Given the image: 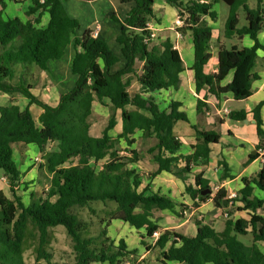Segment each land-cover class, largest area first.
<instances>
[{"label": "trees", "instance_id": "1", "mask_svg": "<svg viewBox=\"0 0 264 264\" xmlns=\"http://www.w3.org/2000/svg\"><path fill=\"white\" fill-rule=\"evenodd\" d=\"M119 1L131 3V7L124 15L113 12L109 16L119 25L115 40L124 60L123 66L113 71L112 67L120 58L103 39L92 37L93 29L85 30L80 39L75 38L79 21L66 12L62 0H32L29 14L37 10L38 14L24 25L18 17L5 14L7 0H0V92L27 99V106L22 109L17 104L0 105V170L12 194L8 197L0 191V264H26L27 249H32L34 254L32 264H40V261L57 264L49 248V237L50 229L58 226L64 228L71 241L72 261L62 264H124L126 261L143 264L147 258L137 260L136 250L128 249L124 239L114 240L108 236L109 222L121 220L137 229L144 228L140 243L149 251L153 232L159 228L152 219L154 209L181 216L186 208L143 185L142 175L132 167L140 160L139 151H124L119 147L120 142L132 146L137 131L143 138L155 139L149 149L157 164L153 176L167 171L186 182L194 166L209 161V143L215 140L217 132L192 125L195 142L190 145L191 152L179 154L182 143L174 135L173 125L179 119L187 120L178 110L180 102L171 100L166 108H159L155 97L149 94L177 89L180 72L185 68L170 39L153 43L149 23L159 21L153 9L154 0ZM164 1L176 9L177 15L184 17V25L178 31L192 38L194 60L190 69L194 90L197 94L204 91L203 99L197 98V112L207 108L204 99H218L226 92L237 100L250 96L252 83L259 78L254 71L257 53L264 50L258 39L263 30V0H257L255 7H250L247 0ZM218 2L228 6L221 37L248 36L253 44L227 47L216 39L217 70L207 72L213 31L208 20L217 21L218 12L213 5ZM239 10L244 12L245 20L240 26ZM45 13L48 14L46 25L37 28L35 23ZM70 43L74 44L75 53L69 66L76 79L72 88L61 92L58 102L52 106L32 92L34 83L30 69L34 66L47 70L48 62L60 59ZM136 61L142 62L140 73L136 71ZM230 71H233L231 81L222 85ZM127 75L130 77L125 78ZM131 76L139 83L140 92H129ZM95 101L101 105L111 104L119 111L121 129L116 135L111 134L117 124L115 115L108 118L99 135L91 134L87 117ZM261 104L253 109L259 136L264 135L259 116ZM30 105L41 109L38 117L33 116ZM245 116L243 110L231 111L228 115L233 121L243 120ZM19 142L39 150V165L48 176L40 195L31 192L27 201L18 196L15 189L23 173L15 165L12 144ZM50 144H55L54 148L50 149ZM257 156L258 152L249 155L248 160ZM219 165L223 178L229 176L227 164L220 161ZM192 175L193 182L185 183V192L196 207L211 197L212 189L201 173ZM242 181L237 197L227 198L223 189L212 197L214 205L225 209L227 214L222 230L198 220L193 235L164 229L153 244L158 247L154 260L173 264H264V252L257 245L258 241H264V218L255 213L264 207V199L252 195L251 185L264 192V161L254 177ZM206 189L210 192L202 194ZM233 201H240L241 205L229 208ZM97 204L101 207H96ZM81 208H87L91 214L82 216L78 211ZM246 209L252 211L248 220L230 218L235 210ZM256 225H260L258 229ZM94 226L99 227L97 231H93ZM248 234L251 243L245 245L238 235Z\"/></svg>", "mask_w": 264, "mask_h": 264}, {"label": "crops", "instance_id": "2", "mask_svg": "<svg viewBox=\"0 0 264 264\" xmlns=\"http://www.w3.org/2000/svg\"><path fill=\"white\" fill-rule=\"evenodd\" d=\"M65 1L66 0H62L63 6ZM95 1L100 2L98 6L101 9L100 13L105 14L106 11H109V13L105 15L104 19L97 20L98 18L96 10V12L93 14L94 22L92 24L95 26L92 28L91 25V27H88L85 30L93 29V31H96V37L103 39L109 46V48L113 51V53L120 58V60L112 67V70L115 71L123 66L124 60L121 58L120 46L115 40L116 36L119 34V25L112 21L109 16L113 12L119 15H124L131 7V3H120L119 0ZM157 1L159 2V5L155 8L154 0L153 9L159 21H152L151 23H149V28L154 34L153 43H158L166 39H170L173 44L176 43L175 48L177 49L185 68L180 72V81L177 89L158 90L155 92H150L149 94L155 97V101L157 102L159 108H166L171 100L180 102L178 110L185 114L187 120L185 121L179 119L175 121L173 125V133L180 139L182 143L178 151L179 154L186 155L191 152L190 145L195 142V132L191 127L192 125H197L200 128L204 129H213L217 132V136L214 141L209 143L210 154L208 163L205 165L194 166L192 168L191 175L189 174L187 176L186 182L183 179L175 176L171 172L167 171H161L154 176L152 175V173L157 169V164L153 162L152 154L149 153V149L154 144L147 147L145 154L140 152L137 148V142L139 138H143L140 131H137L133 135L136 141L132 146H127L124 141H121L120 145L123 147L121 149H124V151H126L127 149H137L139 151L140 160L132 164V167L137 169L139 174L142 175L143 185H148L153 192H158L161 195L168 196L177 204L182 203L185 205L184 207L186 209L183 210L181 216H176L168 210L154 209L152 219L159 225V232L163 231L164 229H174L184 235H193L196 232V220L201 221L204 224H209L216 230L220 231L224 228V222L227 216L224 215L226 213L224 212L225 209L222 210L214 205V202L212 200L213 195L219 189H223L226 193L227 198H229L233 193L237 197L239 190L243 187L242 179L254 177L259 172L264 161V135L259 136L257 134L256 122L253 117V109L257 104L262 103L259 109V116L262 120V129L264 130V50H259L257 53L254 71L259 75V78L254 80V82L252 83V93L250 96L245 99L237 100L233 98L230 92H226L220 95L218 99H204L207 104V108L204 109L203 112H197L196 101L197 98L203 99L202 97L204 95V91H200L197 94L194 90L193 72L190 69L194 60L192 38L188 33L181 34L180 37H177L176 32L172 27L173 21H166V15L164 13L165 11L168 12L169 10L171 15L176 16V9L167 4L164 0ZM31 6L32 0H25L21 3H14L7 0L4 12L7 16L18 17L24 25L28 22V20H32L38 14V10L34 12V14H29V8ZM160 11H163V14L158 13ZM47 21L48 14L45 13L41 16L40 21L38 23H35V26L37 28L44 27ZM208 22L213 27V31L212 39L210 42L211 57L206 64L205 70L207 72H215L217 70L218 62V49L215 41L219 38L221 43H224L226 45V42L225 39L220 35L221 27L220 23H218V20L215 22L208 20ZM85 30H82L79 34L75 32V38L80 39ZM236 39L237 42L232 44H238L242 46H251L253 44V41L248 36H243L241 39H238L236 37ZM258 39L259 42L264 46V28L261 32H259ZM66 50L68 52L67 62L70 63L75 53L74 44L70 43L69 45H67L64 54L66 53ZM62 57L55 61L57 63L61 62ZM50 63L51 61L48 62L47 70H42L43 76L45 77H40V80L48 82V86L46 87L47 89H49L51 86H54L56 87V89L60 90V92L58 91V94L56 96H50L42 91L39 92L40 94H37L33 92L34 88H32V92L45 103L54 106L58 102L59 94L61 92L67 91L72 82L75 81L76 77H73L71 79V77L67 73V65L62 67L54 66L49 70ZM141 66L142 62L136 61L135 68L137 73L141 72ZM61 70H63L64 73L63 77L60 73ZM47 74L52 75V81H49L50 79L48 80ZM232 76L233 71H230L221 84L225 85L230 82ZM128 77L130 76H125V78ZM64 78H68V81L65 82ZM55 80L57 84L53 82ZM32 83H34L33 79ZM67 84V88H64V86H66ZM35 85L37 89L41 87L38 83H35ZM128 90L129 92H140L141 90V87L134 76H131ZM228 103H230L229 106H227ZM8 104H17L22 109L27 106V101L15 95H8L0 92V105ZM98 104H100L98 101H95L93 103L91 114L93 113V109L95 108V106H97ZM102 106L103 108L106 107L105 109L108 111H111L112 109L114 112L119 113V111L115 110L113 106H111V104ZM34 107L35 105L29 106L31 113L36 118L41 112V109H35L37 112H35L34 114ZM223 108H226L229 112L227 114H223ZM238 110H243L245 112V118L240 121L230 120L228 117L229 113L231 111ZM91 114L87 117V122L89 124V118ZM120 123L121 121L119 118L114 128L115 132L114 129L113 132H111L112 135H116L120 131ZM15 150H17V153H15ZM12 151L14 160L17 163L19 162L18 165L22 167L20 170L22 173L30 167V162L28 161V159L24 158L28 152H33V156L30 158L31 160H38V156H40V152L36 147L20 142L12 144ZM254 151L255 153L258 152V156L249 161L248 157L249 155H254ZM21 156L22 159H20ZM220 161H223L227 164L229 176L223 178V172L221 166L219 165ZM181 165L182 162L179 163V166ZM197 173H201L202 177L209 181V185L212 189V195L205 202L199 203L198 206L195 207L193 206L194 201L185 192V183H192V174ZM143 174H145V176H143ZM251 185L253 186L252 195L259 199H264V192L259 190L255 185ZM5 186L9 190L7 179L2 173L0 175V191H2L6 195V191L4 190ZM239 205H241L240 201H233V204L231 206L229 205V208ZM251 213L252 211L249 209L242 211L235 210L230 218L233 221L236 219L248 220ZM255 213L264 218V207L257 209ZM259 226L260 225H256V229H258ZM110 228L113 229L115 235H110ZM247 230L250 231V227H248ZM107 234L114 240H118L120 238L124 239L128 249L136 250V253L139 256V260L144 256L146 258L153 251L156 252L155 256H157L158 247H153L155 241L154 239L150 241L152 248L149 251L145 250L144 246H142L140 243V235H145L144 228L137 229L121 220H111L107 228ZM169 243L170 242H168L167 245ZM257 245L264 252V241H258Z\"/></svg>", "mask_w": 264, "mask_h": 264}, {"label": "rangeland", "instance_id": "3", "mask_svg": "<svg viewBox=\"0 0 264 264\" xmlns=\"http://www.w3.org/2000/svg\"><path fill=\"white\" fill-rule=\"evenodd\" d=\"M100 2H97L95 0L93 1H82V0H66L64 2V8L65 10L68 12V14L70 16H73L75 18L78 19L80 27L76 30V33L79 34L82 30H85L88 27H91V25L93 24L94 20H93V14L96 12L97 10V20H101L105 18V15L109 13V11H106L105 14L100 13L101 9L99 6ZM247 3L250 7H255L257 0H247ZM264 3V0H263ZM159 5V2L157 0H155V8ZM213 9H215L218 12V23H220V27L222 28L223 26V22L228 14V6L223 3V2H218L215 3L213 5ZM9 12V11H8ZM158 13L163 14V11H160ZM165 13V20L170 22L173 21L174 19V15H171L169 10L168 12H164ZM238 15H239V26L242 25L245 20H244V12L242 10L238 11ZM226 42V46L229 47L232 43L237 42L236 37L230 38V39H225ZM67 56H68V52L66 50V53L64 54V56L61 59V62L57 63L55 60L51 61L50 63V68L54 67V66H65L67 65V73L68 75L71 77V79L73 77H75L73 74H71L70 71V66L69 63L67 62ZM67 62V63H66ZM31 74H30V79H33L34 81V91L37 94H40L39 92L42 91L48 95H52V96H56L58 94V91L60 92V90L56 89V87L51 86L49 89H47L46 87L48 86V82L46 81H42L40 80V77H45L43 76V71L38 69L37 67H32L30 69ZM60 73L62 74V77L64 76L63 70L60 71ZM48 75V80L52 81V75L51 74H47ZM68 77V76H67ZM65 82L68 81V78H64ZM54 83H56V80L53 81ZM35 83H38L39 86H41L40 88H36ZM57 84V83H56ZM74 82H72L71 86L69 87L72 88ZM68 84L66 86H64V88H67ZM36 89V90H35ZM68 89V90H69ZM63 90V89H61ZM67 90V89H65ZM15 96L19 97V98H23L25 99V101H27V99L25 97H22L18 94H14ZM230 103L227 104V106H229ZM112 106V105H111ZM106 108V107H105ZM105 108H103V106L101 104H98L97 106H95V108L93 109V113L91 114L89 121H90V131L92 134L97 135L100 133V131L102 130V128L105 126L108 118L111 115H115L116 119L119 120L120 115L117 112H114L112 109L111 111L106 110ZM35 109H40L38 106H35L33 109V112L35 114V112H37ZM113 132V130H112ZM115 132V129H114ZM114 134V133H113ZM155 139L153 138H139L138 142H137V148L140 152H142L143 154L146 153L147 147L150 145L154 144ZM124 145V144H122ZM32 146V145H30ZM54 144H50L49 148H53ZM120 148H123L120 144H119ZM15 153H17V150H15ZM29 153V154H28ZM26 154V156L24 158L28 159V161L30 162V169L28 168L27 170H25L22 176H20V185L17 186L16 189V194L18 196H20L24 201H27L29 199V195L31 192L36 193L37 195H40L41 190L43 189V187L46 184V181L48 179V176L44 170V168H42L39 164L41 163V158L40 156H38V160L33 159L31 160L30 158L33 156V152H28ZM20 159H22V156L20 157ZM21 161V160H20ZM19 163V162H18ZM18 163L15 161V165L16 167L21 170L22 167H20L18 165ZM24 168V167H23ZM2 174V171L0 170V175ZM143 176H145V174H143ZM4 190L6 191V195H8L9 197H12V194L10 192V190H8V188L5 186ZM94 203H101V202H94ZM96 207L100 208L101 205L97 204L95 205ZM78 211L80 212V214L82 216H88L91 214V212L87 209V208H81L78 209ZM94 221L96 222V218H93ZM99 227L94 226L93 227V231H97ZM110 235H115V232L113 231L112 228H110ZM50 242H49V248L51 249L52 253H53V261L56 262L57 264H62L64 262H71L72 261V252H71V241L70 238L67 236V234L65 233V230L62 226H58L55 228L50 229ZM238 239L243 242L245 245H249L251 243V237L249 235H238ZM156 252L153 251L151 254H149L146 258L147 260L143 263V264H173V262L167 261L165 263H161L159 261L154 260ZM158 255V254H157ZM25 262L26 264H32L34 261V254L32 252V249H27L25 254ZM145 257V256H144ZM137 260H139V256L137 257ZM40 264H45L44 261H40ZM91 264H101V263H91ZM124 264H131L130 261H126Z\"/></svg>", "mask_w": 264, "mask_h": 264}, {"label": "built area", "instance_id": "4", "mask_svg": "<svg viewBox=\"0 0 264 264\" xmlns=\"http://www.w3.org/2000/svg\"><path fill=\"white\" fill-rule=\"evenodd\" d=\"M39 1L42 2L43 0H39ZM183 25H184V17H181V16H179V15H176V16L174 17V19H173L172 27H173V29L175 30L177 37H180V36H181V33L178 31V29H179L180 27H182ZM262 26H263V28H264V19H263V21H262ZM96 36H97V32H96V31H93V32H92V37H96ZM151 36L153 37L154 34L151 33ZM173 45H174V47H176V43H174ZM228 112H229V111H228L226 108H223V114H227ZM234 197H236V195L233 193V194L230 195L229 198L232 199V198H234ZM224 215L226 216L227 214H224ZM159 234H160V232H159L158 230L154 231V232H153V239H154V240L157 239V237L159 236Z\"/></svg>", "mask_w": 264, "mask_h": 264}, {"label": "water", "instance_id": "5", "mask_svg": "<svg viewBox=\"0 0 264 264\" xmlns=\"http://www.w3.org/2000/svg\"><path fill=\"white\" fill-rule=\"evenodd\" d=\"M95 25H92V28L94 27ZM255 153V151L253 152ZM210 192V189H206V191H203L202 194H205V193H209ZM226 202V201H225Z\"/></svg>", "mask_w": 264, "mask_h": 264}]
</instances>
